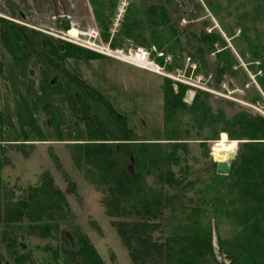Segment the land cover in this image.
I'll list each match as a JSON object with an SVG mask.
<instances>
[{"label":"trees","instance_id":"trees-1","mask_svg":"<svg viewBox=\"0 0 264 264\" xmlns=\"http://www.w3.org/2000/svg\"><path fill=\"white\" fill-rule=\"evenodd\" d=\"M107 1L89 0V3L100 32L107 42L111 41L113 49H149L143 47L147 44L159 48L168 45L174 49L181 44L177 26L166 7L157 0L133 3L119 31L111 37L115 3L109 8L111 13L108 15ZM215 1L207 0L211 10L215 8ZM249 1L250 14L247 11L236 22L239 36L232 35L224 22L221 27L227 36L234 38L236 45L245 43L255 62L259 63L261 75L256 80L264 94V0ZM220 4L218 1L216 7ZM8 17L16 19L14 15ZM63 29L69 31V23ZM191 42L197 44L194 54L205 66L207 58L215 54L217 88L226 76L238 74L236 60L221 35L201 33L194 35ZM216 45L220 48L216 49ZM0 48L15 63L37 62L50 91L64 95L70 111L85 123L88 140L71 146L74 161L86 166L89 179L106 193L107 213L114 220L118 219L113 224L134 264H217L209 216L210 213H220L219 207L234 204L237 208L235 214L239 217V233L230 245L228 259L231 264H264V116L243 107L233 115L225 107L215 109L213 95L201 90L196 91L192 104L188 106L183 100L185 87L182 86L176 94L167 79L169 84L163 82L166 139L138 142L127 117L116 111L102 92L70 73L65 65L68 59L88 62L107 57L2 17ZM249 84L257 96L250 104H259L262 97L255 85ZM225 103L230 107L235 105ZM193 135L201 136L203 147L209 141H217L214 146L222 140L236 142L238 150L230 163L228 176L218 175L217 164L213 163L210 183L197 188L185 174L175 172V168L179 172L188 168L187 145ZM43 177L42 185L30 190L31 202L23 197L19 201L8 200L2 207L0 189V221L19 223L27 217L46 221L47 217L56 214L64 218L63 214L70 212L69 206H64L67 204L65 195L54 188L49 176ZM150 178L152 184L157 183L156 186L151 185ZM191 191L197 198L187 203L183 199ZM167 226L172 230L169 239L166 242L154 240V234ZM47 228L51 226L33 227L34 231L39 230V234L45 236ZM63 236L69 248L62 247L60 253L58 250L53 252L56 258L61 256L63 264H105L88 239L80 236L76 243L74 237L65 231ZM20 246L25 249L23 244ZM7 250L13 257L11 245L7 244ZM20 259L15 258L14 262L25 264L20 263Z\"/></svg>","mask_w":264,"mask_h":264},{"label":"rangeland","instance_id":"rangeland-1","mask_svg":"<svg viewBox=\"0 0 264 264\" xmlns=\"http://www.w3.org/2000/svg\"><path fill=\"white\" fill-rule=\"evenodd\" d=\"M140 1L143 0L107 1L108 15L111 13L109 8L115 3L111 37L119 31L129 7L133 3L140 4ZM216 1L215 8L211 10L207 0H157L158 4L166 7L172 22L177 26L181 44L174 49H170L168 45L159 48L154 44L143 47L156 49L154 56L158 63L165 67L166 74L171 77L148 72L111 58H95L88 62L68 59L65 61L66 69L102 92L113 103L116 111L127 117L129 126L135 132L134 139L138 142L145 139H166L163 82L169 84L168 80L176 94L182 86L185 87L183 100L188 106L192 104L196 91L201 90L213 95L212 103L215 109L225 107L229 114L233 115L243 107L264 116V94L256 80L261 75V71H258L259 63L255 62L256 59L252 57L245 43L236 45L234 38L227 36L221 27L224 22L232 35L239 36L236 22L239 16L248 12L250 14L251 2ZM218 1L221 4L216 7ZM10 15L16 17L13 19L16 23L56 40H61L56 36H62L67 32L62 30L67 23L70 30L78 26V29L88 34L101 31L89 0H0V17L9 18ZM21 15L24 17L21 18ZM201 33L221 35L236 60L235 69L238 74L235 77L226 76L218 88L214 72L215 54L207 58V66L194 54L197 44L191 41L194 35L198 36ZM100 35L103 43L99 40L97 43L111 44V41L107 42L104 39L102 32ZM80 39L89 40V37ZM215 48L220 47L216 45ZM1 59L2 207L8 200L19 201L23 197L31 202L30 190L33 187H40L45 175L51 178L54 188L65 195L67 204L64 203V206L68 205L70 212L64 213V218L56 214L50 217L51 219L47 217L46 221H35L28 217L19 223L0 221V264H16L15 258H21L20 263L25 264H63L61 256L58 255L56 258L53 252L58 250L60 253L62 247L69 248L63 236L64 231L69 236L72 235L76 243L80 236L88 239L105 264H134L129 250L113 224L118 219L114 220L115 218H111L107 213L104 204L106 193L96 182L89 179L87 167H82L74 161V149L71 146L83 144L88 140L85 123L70 111L64 95L50 91V86L37 62L31 60L15 63L7 52L0 48ZM204 66L209 69H204ZM250 82L255 85L262 97L259 104H250L251 99L257 97ZM225 102H232L235 105L230 107ZM191 139L193 140L187 145L188 168H184L182 172L175 168V172L178 175L185 174L189 181H193L197 188H201L210 183L214 169L212 164L215 163L213 149L220 146L225 152L237 153L238 146L236 142L227 143L222 140L215 146L217 141H209L206 147H203L200 144L201 136L193 135ZM219 139L220 136L218 141ZM152 180L150 178L149 182L156 186L157 183L152 184ZM187 195L183 199L187 203L190 199L197 198L192 191ZM235 209H237L235 204L225 208L219 207L220 213H210L209 216L212 224V247L217 264H231L228 259L231 253L230 245H233L239 233L237 227L239 217L235 214ZM35 218L40 219V216ZM46 224L51 226V230L47 228L46 236L33 229ZM171 232L170 226H167L154 234V240L166 242ZM7 244L11 245L12 251L14 250L12 253L14 259L8 253ZM20 244L24 245V250Z\"/></svg>","mask_w":264,"mask_h":264},{"label":"built area","instance_id":"built-area-1","mask_svg":"<svg viewBox=\"0 0 264 264\" xmlns=\"http://www.w3.org/2000/svg\"><path fill=\"white\" fill-rule=\"evenodd\" d=\"M78 29V26H76ZM80 34L77 38H72L68 36L69 31L66 33H61L62 36H56V38L64 40L66 42L72 43L74 45H77L81 48H84L86 50L101 54L107 58L115 59L120 62H123L125 64L131 65L133 67H137L139 69L152 72L164 77H171L170 75L166 74L165 67H163L161 64L158 63L157 58L154 56V53H156V49H147V48H135L130 47L128 49H117L114 50L111 48V44L108 43V45H100L97 43V40L102 42V38L100 35V31L98 32H92L91 34H88L82 29H78ZM88 36L89 40H81V37Z\"/></svg>","mask_w":264,"mask_h":264},{"label":"water","instance_id":"water-1","mask_svg":"<svg viewBox=\"0 0 264 264\" xmlns=\"http://www.w3.org/2000/svg\"><path fill=\"white\" fill-rule=\"evenodd\" d=\"M240 142H237L239 144ZM235 151L228 153L226 161H216L217 164L216 173L222 176H228L230 174V164L229 162L235 159Z\"/></svg>","mask_w":264,"mask_h":264},{"label":"bare ground","instance_id":"bare-ground-1","mask_svg":"<svg viewBox=\"0 0 264 264\" xmlns=\"http://www.w3.org/2000/svg\"><path fill=\"white\" fill-rule=\"evenodd\" d=\"M79 30L77 29V27H73V29L71 28V30L69 31L68 36L72 37V38H77L79 37ZM230 152H225V149L223 147H215L213 149V157L216 161H226L227 159V155Z\"/></svg>","mask_w":264,"mask_h":264},{"label":"flooded vegetation","instance_id":"flooded-vegetation-1","mask_svg":"<svg viewBox=\"0 0 264 264\" xmlns=\"http://www.w3.org/2000/svg\"><path fill=\"white\" fill-rule=\"evenodd\" d=\"M2 18H6V17H2ZM6 19H8V20H10V21H13V19H9V18H6ZM13 22H16V21H13ZM41 69V68H40ZM54 79H56V77H53ZM52 82H53V80H52Z\"/></svg>","mask_w":264,"mask_h":264}]
</instances>
